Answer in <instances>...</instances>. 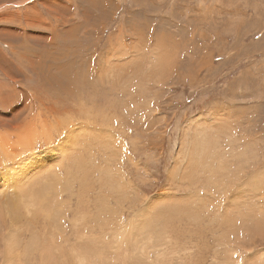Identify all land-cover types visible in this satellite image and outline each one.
Returning <instances> with one entry per match:
<instances>
[{
  "label": "rangeland",
  "instance_id": "374dc122",
  "mask_svg": "<svg viewBox=\"0 0 264 264\" xmlns=\"http://www.w3.org/2000/svg\"><path fill=\"white\" fill-rule=\"evenodd\" d=\"M0 177V264H264V0H0Z\"/></svg>",
  "mask_w": 264,
  "mask_h": 264
},
{
  "label": "bare ground",
  "instance_id": "6f19581e",
  "mask_svg": "<svg viewBox=\"0 0 264 264\" xmlns=\"http://www.w3.org/2000/svg\"><path fill=\"white\" fill-rule=\"evenodd\" d=\"M24 147H26V146H24ZM20 148V147H19ZM62 149H65V152H66V144H65V142H61L56 148H53V149H46V150H43V151H41V152H39V153H37V155L35 156V158L36 159H38L39 160V164L42 166V167H44V166H46V167H48L49 165H51V164H54L52 161H55V156H57V155H62V154H64V153H61L63 150ZM62 150V151H61ZM203 150V149H202ZM204 151V150H203ZM32 154H35V153H32ZM33 156V155H32ZM29 157V156H28ZM27 157V158H28ZM60 157V156H59ZM61 158V157H60ZM26 159V158H25ZM29 159V158H28ZM77 159V158H76ZM80 159V158H79ZM79 159H77V161H76V165L78 166L77 168L78 169H80L79 167H80V163H81V159L79 160ZM26 163V162H25ZM55 164H56V161H55ZM82 165H83V163H81ZM18 167V166H17ZM21 167V166H20ZM39 167V169H41L42 170V167H40V166H38ZM51 167V166H50ZM53 167H55V165H53ZM8 168V167H7ZM22 168V167H21ZM20 168V169H21ZM28 168V167H27ZM82 168V167H81ZM7 170V169H6ZM9 170V169H8ZM44 170V169H43ZM42 170V172L43 173H45V171H43ZM82 170V169H81ZM4 171V170H3ZM48 171H50V169L48 170ZM29 173V172H28ZM9 176L10 175H12L11 173L10 174H8ZM45 174H43V176H44ZM5 177V176H4ZM8 177V176H7ZM37 177V176H36ZM38 177H39V175H38ZM40 177H42V176H40ZM1 178V177H0ZM50 178H51V176H50ZM4 179V178H3ZM52 179H55V176L54 177H52L50 180H52ZM8 180V179H7ZM34 180V179H33ZM59 181V180H58ZM4 182V181H3ZM51 183H46L45 185L47 186V188H48V185L50 186H53L52 184H54V186H55V184L57 185V183H56V181L54 182V183H52V181H50ZM59 183H61L60 181H59ZM65 183V182H64ZM64 183L62 184L61 183V186L63 185L64 186ZM20 184V183H19ZM42 184V183H41ZM48 184V185H47ZM43 185V184H42ZM45 185H44V187H42L41 185V187L40 188H37L36 190H27L26 191V193L24 194V195H27V196H32V194H34L35 196H37L36 198H39V199H44L45 198ZM54 186L53 187H49V189H51L52 191H56V192H58V190H62V187L60 186V185H57V187H55L54 188ZM65 187V186H64ZM21 188H22V186H21ZM66 188V187H65ZM63 190H64V188H63ZM47 191H49V190H47ZM28 192L30 193V194H28ZM60 192V191H59ZM32 244H30V246H31ZM32 247V246H31ZM45 248V247H44ZM7 256H9L8 257V259L6 260V264H16V263H14V261L12 260V255H7ZM12 256V257H11ZM50 258V257H49Z\"/></svg>",
  "mask_w": 264,
  "mask_h": 264
}]
</instances>
